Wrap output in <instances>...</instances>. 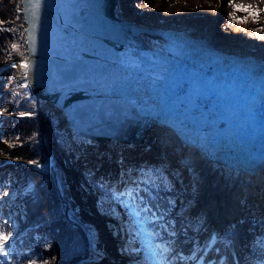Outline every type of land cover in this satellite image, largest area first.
<instances>
[{
  "label": "water",
  "instance_id": "water-1",
  "mask_svg": "<svg viewBox=\"0 0 264 264\" xmlns=\"http://www.w3.org/2000/svg\"><path fill=\"white\" fill-rule=\"evenodd\" d=\"M18 5L25 81L77 136L135 145L173 130L208 162L252 175L264 168V59L118 17L119 0Z\"/></svg>",
  "mask_w": 264,
  "mask_h": 264
},
{
  "label": "rangeland",
  "instance_id": "rangeland-1",
  "mask_svg": "<svg viewBox=\"0 0 264 264\" xmlns=\"http://www.w3.org/2000/svg\"><path fill=\"white\" fill-rule=\"evenodd\" d=\"M10 1L15 2L16 13L15 15L8 17L6 20L0 21V28H2L3 30H7L9 33L16 37V39H14L12 44L9 46L0 43V71L5 66L8 68L9 71L7 81H4L1 84V88L3 90L2 100L6 111L5 117H20L24 114H32L36 116L38 129L36 130L34 136L27 139V143L33 148H37V145L39 143L40 145H42V140H45V146L47 147L49 154L51 155L52 162L54 165H57L58 169L60 170V173L58 175H56L55 172L52 173L55 188L58 197L60 198L57 207L61 209L62 190L64 192L67 190L66 192H68V194L64 193V195L66 196V198H69L71 206L73 205L74 207L79 208V210L76 211V214H83L82 216L84 217V219L82 220H85V218L88 220H104L103 218L105 217V223L101 226V228L104 229L103 235L106 238L108 237V239L112 240L110 243L111 247L109 252H111L112 254H121V256H117L116 259H124L123 263L140 264L136 258V253L138 251L137 242L134 237L136 231L131 218L124 211V208L121 205L120 201L113 200L112 195L106 196L104 193L99 191L98 188H96V186L85 176V173L82 170L76 169L70 163H65L62 159L56 156L55 152H53L52 147L49 145L48 140L45 136V129L48 128L52 130L55 129L57 133H63V136L65 137L66 142L68 144V151L73 154V158L79 161L82 166L88 167L90 171H92L90 173H92L93 176H96V174L99 173L100 169H104V167H106V170L104 172L105 174L103 173L101 175H98L97 183H101L102 181L104 183L108 182L109 188H112L114 186V183H116L115 179H117V177L112 174L113 170L110 172L107 167L109 168L110 166H112L113 168V164H115L117 169L116 172L118 171V169H120V167H118L117 156H119L120 159L127 157V159L125 160L132 159V161L134 160L136 162L146 163L145 165L142 164L138 166L137 164H135L133 166L137 173L133 175L131 180L146 178L145 176L140 175L141 169H148L150 167H159L163 165L166 169L165 174L167 175L168 179L172 180L173 182V190L177 191L175 194L171 195L170 199L175 202L174 205L183 204L184 206H186V214L198 220V224L194 226V234L192 235V239H194L193 242H199L201 246H203L205 237L207 236V234H209V230L211 229V227H214L216 233L221 234L224 229H230L232 227L233 222L240 216L241 205L239 204L241 202L252 205L254 210V217L256 220V226L254 227V231L252 232V240L254 239V241H256L261 247L260 258L263 257L264 180L263 182H253L248 188H246L242 193H240L241 195H239V200L237 199L236 203L238 208V214H236L226 224L219 226L218 224L209 221V219L205 217L204 211L201 210L198 205L199 188L197 186V175L193 170L190 158L187 154L183 152L175 151L173 146L171 145V141L168 140L162 133L135 145L123 144L120 142L112 141L98 143L90 140H84V138L79 137L77 135L70 136V133H68L66 129L62 126V123L64 122L63 113L59 110L51 109L50 105L46 102H43L42 100L35 98L36 103L34 109L32 110L26 111L20 108L23 98L25 96H32L33 94L31 93L28 86L24 90L21 89L18 85L24 77L23 69L18 66L13 67L12 65H7L9 64L10 59L13 55L25 54L24 36L22 37L23 28L19 26L16 27V24H9L7 26L5 25V23L10 20H12L13 22L15 21V23H23V18L18 5L19 0ZM234 4L237 3H234L231 0H119L118 14L124 16L132 15L134 17L138 15L139 21H144L146 18H151L153 21L156 20L158 23H163L168 19L166 20L160 18L161 13H158L156 15L151 14L150 10L152 8H156L160 5V12L166 9H173L176 11L178 9L183 8L191 11L193 13L194 18L197 20L206 19L211 14H213V16H215L214 24L216 25L217 23L216 28L219 30V33L221 32V35H225L228 37V44L234 41L249 39L252 40L258 37L264 39V31L259 30L257 27L251 26L255 18L250 15L248 11L234 9ZM125 8L128 9V11H121ZM252 10L255 11V9L253 8ZM230 13L234 15L236 22H233V18L229 15ZM169 20L173 21V19ZM240 21L245 22L241 23ZM234 28L235 31L233 30ZM13 45H16L17 47L14 49L12 47ZM4 128L6 129L5 125ZM41 129L44 130V133H40ZM15 135H21V132L17 131ZM7 144L8 141H6V139L3 137L2 130H0V168L7 169V171L5 172V177L0 178V200L5 207V214L2 217V220L7 221V225L10 228L9 231L13 233L14 238L19 239L18 237H20L21 231L16 219L19 217L22 218V215H24L25 212H22L24 208L22 207V203L18 199L19 196L17 194L20 192L19 187L23 184L24 176L21 172L9 169V166H7L9 162L12 163V161L10 160H13L9 159L10 157L6 154V151L8 149ZM138 146L140 149H149L151 151L149 153L151 154L138 153V155L132 157V155L130 154L135 153H132V151L129 150L134 149ZM89 148H106L108 151L106 153V157H104L105 155H96L98 158L104 157L102 159V162L89 163L88 159L90 157H95L92 153L86 152ZM118 152L122 153L118 154ZM23 160L27 159L21 158L15 160L14 163L23 164ZM101 163L103 166H100ZM98 164L99 166H97ZM28 184L30 187H32L31 183ZM4 193H8V195L5 196ZM13 205L15 206L14 208H12ZM21 212L22 214H19ZM42 220L46 221L48 219ZM109 223L114 225V230H112V232L108 231L110 225ZM197 229H199V231H197ZM171 231L172 230L169 229L168 232ZM87 232L88 231H86V234ZM86 234L85 241L87 244V242L89 241V236ZM33 235L37 238L41 237L44 240L45 246L51 245V243H53V238L48 232L47 228L41 231L33 230ZM24 248L23 249L25 250L27 256L25 264H31L32 261H35V264H44V261H47L48 264H67L75 258L72 257L68 262L64 263L59 260L56 250L51 253L40 251L38 249L30 250L29 248ZM85 252L80 255L86 254ZM190 255L191 252L189 251L186 253L185 256ZM260 258H257L254 263H259ZM219 259L222 260V257H219ZM101 264L105 263L102 262Z\"/></svg>",
  "mask_w": 264,
  "mask_h": 264
},
{
  "label": "trees",
  "instance_id": "trees-1",
  "mask_svg": "<svg viewBox=\"0 0 264 264\" xmlns=\"http://www.w3.org/2000/svg\"><path fill=\"white\" fill-rule=\"evenodd\" d=\"M231 1L240 5H251L255 10L259 9L251 26L264 31V0ZM15 13L16 9L14 1L0 0V21L6 20L8 17L15 15ZM14 39H16L15 36L7 30L0 28V43L9 46ZM8 74V70L0 74V130H2L3 137L8 141L6 154L10 157L9 159L13 160L21 158L34 160L38 157L39 152L41 151V145L39 143L37 148H33L27 143V139L34 136L38 129L36 116L24 115L21 117H5L6 111L2 100L3 90L1 84L4 81H7ZM4 125L6 126V129L4 128ZM17 131H20L21 135L16 136L15 134ZM45 136L58 158L62 159L65 163H70L76 169L82 170L85 173V176L96 186V188L99 189V191L106 196L111 195L110 192L105 191L100 187L101 183H97L96 176H93V174L90 173L92 171H90L88 167L82 166L79 161L73 158V154L68 151V144L63 133H57L55 129L52 130L48 128L45 129ZM124 159H127V157H124ZM136 163L140 165L146 164L145 162ZM101 165L102 163L100 166ZM113 165V168L110 166L107 169H109L110 172L113 170L112 174L116 175L117 169L115 164ZM7 166H9V169L23 174V184H32V188L23 197L19 198L16 196L19 200H22L25 203L26 212L22 218L19 217L16 219L21 232L20 237H18L19 239L14 238L15 251L13 255L15 256V260L12 264H25L27 256L24 247L29 248L30 250L38 249L40 251L51 253L56 250L59 260L64 263L68 262L72 257L82 254L86 248L85 236L79 228L73 226L61 216L60 208L57 207L60 198L58 197L55 188L52 172L50 170H39L26 164L9 163ZM6 171L7 169L0 168V178L5 177ZM59 171L57 165H54V172L56 175L60 173ZM105 184L108 185V182ZM176 192V190L164 191L161 187L158 191L152 190L151 192L141 193V195H143L146 200H149V202L158 203L168 210L163 221L156 224H146L144 225V229L148 232L155 230L161 233L162 238L153 239V244L175 240V243L173 244L175 251L186 255L187 252H191V249L194 246L192 244L194 241L192 235L194 234V226L198 224V220L186 214V206L183 204L174 205L173 207L168 206L167 201L170 199L171 195ZM150 198H154V201ZM240 205L241 210L239 218L233 222L230 229H224L222 231V234H224L230 243L227 245L217 243L206 252L198 251L197 255L204 257L203 264H264V256L260 258L261 247L256 241H254V239L252 240V232L256 226L253 207L244 202H241ZM14 207L15 206L13 205L12 208ZM4 208L5 207L0 200V224H4L5 222L2 220V217L5 214ZM124 211L127 213L126 208H124ZM153 211L156 212L157 215L160 214L159 209L155 207ZM42 219L48 220L43 221ZM131 220L133 222L132 218ZM171 220L172 223H169ZM161 223L166 224L168 229H174L177 235L172 237L169 235L168 231H163L159 226ZM133 226L136 231L134 237L137 242V260L140 264H154V261L151 259L148 250L143 243L145 237L137 234L141 232L142 229L135 223H133ZM45 228H47L53 238V243H51V245L45 246L44 240L41 237L37 238L33 235V230L41 231L43 229L45 230ZM9 230L10 228L7 225L5 231ZM217 248L219 251H217ZM219 257H222V260H220ZM257 258H260V262L254 263ZM176 264H182V262L177 261Z\"/></svg>",
  "mask_w": 264,
  "mask_h": 264
},
{
  "label": "bare ground",
  "instance_id": "bare-ground-1",
  "mask_svg": "<svg viewBox=\"0 0 264 264\" xmlns=\"http://www.w3.org/2000/svg\"><path fill=\"white\" fill-rule=\"evenodd\" d=\"M159 8L160 5L157 6L156 8H152L150 10V13L153 15L161 13L160 18L166 20L168 19L163 23H158L156 20L153 21L151 18H146L144 21L143 20L139 21L138 15L134 17L132 15L124 16L118 14V17L127 19L133 23L146 27H159L166 29L183 30L192 35L199 36L204 39H208L213 44V46L217 47L218 49L239 55L255 56L258 59H264V39L258 37L252 40L250 39L239 40L228 44L227 42L228 37L225 35H221L220 34L221 32L219 33V30L216 28L217 23L216 25L214 24L215 16H213V14H211L206 19L197 20L194 18L193 13L188 9L182 8L176 11L173 9H166L160 12ZM125 10L128 11V9L126 8L122 9L121 11L124 12ZM169 19H173V21L172 20L170 21ZM233 30L235 31V28ZM145 38L157 48L161 47L164 44V40H162L157 36L147 35L145 36ZM25 60H26L25 55L16 54L11 57L9 64L7 65L10 66L15 65L24 69L22 65L25 64ZM6 68H7L6 66L3 67V69L0 71V74L8 70V68L7 69ZM18 85L21 89L24 90L28 86L26 81L24 80V77L22 78V80L19 82ZM35 98L36 96L34 97L33 95L25 96L22 100L20 108L26 111L34 109L36 103ZM62 126L66 129L68 133H70V136L76 135V133L67 126L65 121L62 123ZM162 134L168 140L171 141V145L173 146L175 151L183 152L187 154L188 157L190 158V162L193 167V170L197 175V186L199 188L198 205L201 208V210L204 211L205 217L209 219V221L214 222L219 226L226 224L230 219H232L236 214H238V208L236 203L239 195H241L240 193H242L246 188H248L253 182H263L264 180V168L260 169L258 173L253 175L242 173L233 169H229L224 165L206 161L204 156L200 154L198 150H196L195 148L194 149L187 148L177 137L176 133L173 130H169ZM84 140H88V139L84 137ZM107 151L108 150L106 148L103 149L89 148L86 152L92 153L93 156L95 157H90L88 159V162L89 163L102 162V159L106 157ZM129 151L135 153V154H130L132 155V157L138 155V153L151 154L149 153L151 152L149 149L146 148L140 149L139 146L135 147L134 149H130ZM121 153L118 152V154ZM96 155H100V156L105 155V156L102 158H98ZM117 158H118L117 159L118 167H120V169H118V171L116 172L115 176L117 177V179H115L116 183H114V186L117 191H120L124 187V183L130 182L133 175L137 173V171H135L133 166L135 164L140 166V164L135 163L134 161H132V159L129 160H125L124 158L120 159L119 156H117ZM37 164L40 165L39 169L43 171L49 170L51 165L54 166L52 162V158L48 156V154H45L37 162ZM104 169L106 170V167H104ZM104 169L103 168L100 169L99 173L96 174V179H98V175H101L105 172ZM66 191L64 192L62 190L61 198L63 200V203L61 206V212L69 218L70 223L73 226L79 228L84 234H86V231H88L86 235L89 236L87 251L85 252L86 254L75 257L71 262L67 264H89V263L101 264L102 262H104L105 264L107 263L126 264L123 263L124 259L123 260L116 259L117 256H121V254H117V253L112 254L111 252H109L111 247L110 243L112 240L108 239V237L106 238L103 235L104 229L101 228V226L105 223L106 220L105 217L103 218L104 220L102 219L88 220L86 218L85 220H82L84 219V217L82 216L83 214L80 215L76 214V211L79 210V208L70 205L69 198H66V196L64 195V193L68 194V192ZM26 193L27 190H21L17 195L19 196V198H21ZM20 202L22 203V207L24 208L22 212H26L25 203L22 200H20ZM22 212L19 214H22ZM109 224L110 225L108 231L112 232V230H114L113 229L114 225L111 223ZM187 264H190V261H188Z\"/></svg>",
  "mask_w": 264,
  "mask_h": 264
},
{
  "label": "snow or ice",
  "instance_id": "snow-or-ice-1",
  "mask_svg": "<svg viewBox=\"0 0 264 264\" xmlns=\"http://www.w3.org/2000/svg\"><path fill=\"white\" fill-rule=\"evenodd\" d=\"M30 3L32 8L39 10L43 5L44 0H30ZM233 8L248 11L254 18L259 11V9L253 11L251 5L244 6L234 4ZM229 15L233 18V22H236L234 15L232 13ZM240 22L243 23L245 21ZM12 47L15 49L17 46L13 45ZM22 66L27 67L28 65L24 64ZM13 67H15V65H13ZM30 163L36 162L30 161ZM165 172L166 169L163 165L159 167L141 169L140 175L145 176L146 178L134 179L128 183H124V187L120 191H117L115 186L109 188L103 181L101 182L100 187L105 191L110 192L113 200H119L121 205L127 209V214L133 219V223L140 226L142 231L137 234L145 237L143 243L145 244L151 259L154 261V264H176L177 261L182 262V264H187L188 261H194L195 264H203L204 257L200 256L198 258L197 252H206L217 243L225 245L229 244L230 241L224 236V234L214 232L207 234L203 246H201L199 242H193L194 246L191 249L192 254L190 256H185L180 252H176L173 248L175 240L166 241L163 244H153V239L162 238L161 233L155 230L148 232L144 229V225L146 224H156L163 221L165 215L167 214V208H164L158 203L149 202V200H146L145 197L141 195L142 192H151L152 190L158 191L161 187L164 191L173 190V182L168 179ZM4 195L6 196L8 193H4ZM150 199L154 201V198ZM174 203L175 202L171 199L167 201L169 207H173ZM154 207L159 209V215L153 211ZM169 223L172 222L170 221ZM159 226L163 231H169L166 224L161 223ZM6 227L7 221H5L4 224H0V264H12L15 260V256L13 255L15 251L14 236L11 231H5ZM197 231H199V229H197ZM169 235L175 237L177 233L173 229L169 232ZM217 251H219L218 248ZM31 264H35V261H32ZM44 264H48V262L44 261Z\"/></svg>",
  "mask_w": 264,
  "mask_h": 264
},
{
  "label": "built area",
  "instance_id": "built-area-1",
  "mask_svg": "<svg viewBox=\"0 0 264 264\" xmlns=\"http://www.w3.org/2000/svg\"><path fill=\"white\" fill-rule=\"evenodd\" d=\"M9 24H14V25L16 24V27L19 26V27H22L23 28V23L22 24L15 23V21L13 22L12 20H10V21H8V22L5 23L6 26L9 25Z\"/></svg>",
  "mask_w": 264,
  "mask_h": 264
}]
</instances>
